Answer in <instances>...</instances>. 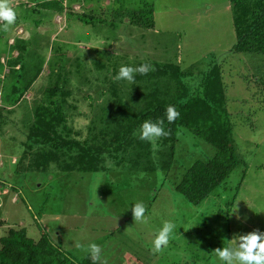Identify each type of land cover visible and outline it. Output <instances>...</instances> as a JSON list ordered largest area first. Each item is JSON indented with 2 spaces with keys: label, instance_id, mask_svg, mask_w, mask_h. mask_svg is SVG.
Masks as SVG:
<instances>
[{
  "label": "rangeland",
  "instance_id": "1",
  "mask_svg": "<svg viewBox=\"0 0 264 264\" xmlns=\"http://www.w3.org/2000/svg\"><path fill=\"white\" fill-rule=\"evenodd\" d=\"M12 1L16 17L29 15L30 8L19 6L20 0ZM65 6L73 14L44 16L38 28L28 22L1 31V76L6 72V42L20 35L42 46L39 51L45 62L50 58L51 64L58 61L56 75L63 60L79 58L85 62L86 74L71 75L69 89L82 112L99 103L94 99L98 90L107 89V84L93 80L95 71L124 90L133 85L115 80L122 66L163 65L179 59L182 70L193 74L216 61L222 64L233 144L243 164L198 207L190 205L174 187L194 162L212 158L215 149L185 129L178 132L168 172L140 174L112 168L65 173L54 166L46 172L24 171L18 163L20 143L30 127L32 106L56 78L55 74L41 76L20 105L0 114V235L9 228H23L36 240L43 230L76 262L91 258L83 248L95 243L101 247L99 264H218L215 249L235 244L237 235L264 232V67L252 66L250 55H242L241 62L232 56L236 33L230 0H65ZM83 11L100 20L101 26L85 24L76 16ZM149 15L152 31L144 26ZM104 23L113 27L102 26ZM61 30L66 37L63 42L72 46L68 45V58L58 59L53 51L60 43L56 36ZM98 61L102 67L97 69ZM67 70L77 72L71 63ZM2 84L4 90L10 88V77ZM123 95L129 100L131 93L123 91ZM83 121L78 118L75 123L82 126ZM136 203L146 207L145 222L133 219L131 209ZM166 221L176 228L169 244L154 253L152 242Z\"/></svg>",
  "mask_w": 264,
  "mask_h": 264
},
{
  "label": "trees",
  "instance_id": "2",
  "mask_svg": "<svg viewBox=\"0 0 264 264\" xmlns=\"http://www.w3.org/2000/svg\"><path fill=\"white\" fill-rule=\"evenodd\" d=\"M35 1L33 6L19 4L26 10L30 8V13L16 17L13 26L31 23L38 28L44 16L73 14L68 12L65 0ZM230 4L236 33L232 56L241 62L242 55H250L252 66L255 63L259 68L264 67V0H230ZM14 5L11 0V6ZM86 14L88 12L83 11L76 16L85 24L95 22L101 26L100 20L95 21L93 16ZM32 15L36 16L32 18ZM151 19L149 15L147 23L140 21L144 22L147 31L154 30ZM65 38L64 30L56 36L60 43L57 42L53 52L57 53L58 59L68 58L70 53L68 45H72L63 42ZM6 46V72L0 75V114L2 110L20 105L38 78L56 75L59 71L56 69L58 61L51 64L50 58L45 62L39 51L42 46L33 40L15 37L7 40ZM2 53L0 48V55ZM69 63L76 73L65 72ZM84 63L79 58L63 60L53 86L46 89L43 98L34 102L30 127L26 130L25 140L20 143L22 149L18 163L24 171L46 172L54 166L65 173H98L112 168L126 173L168 172L174 161L178 132L185 129L215 149L212 158L194 162L174 187V191L190 205L198 207L229 178L235 168L243 164L233 144L222 64L215 61L205 70L191 74V70H182L179 59L163 65L141 62L137 67L149 66L146 74L134 73L133 86L124 90L114 82L108 83L107 78L101 79L99 76L102 75L95 71L93 80L107 84V89L97 91L94 99L99 100L98 104L84 107L80 112L77 99H74L77 97H72L69 86L73 76L86 74L83 72ZM101 67L98 61L97 69ZM7 76L12 85L4 90L2 82ZM123 91L131 93L129 100L125 99ZM69 99H74V103H68ZM169 106L175 107L180 114L171 124L165 118ZM78 118L84 120L82 126L75 123ZM161 118H165L164 128L169 134L157 139L154 148L152 142L139 139V131L145 121L155 123ZM18 129L21 130L20 125ZM110 164L113 167H108ZM75 262L61 244L53 243L43 230L39 231L36 240L28 237L23 228H9L0 235V264H93L89 257Z\"/></svg>",
  "mask_w": 264,
  "mask_h": 264
},
{
  "label": "clouds",
  "instance_id": "3",
  "mask_svg": "<svg viewBox=\"0 0 264 264\" xmlns=\"http://www.w3.org/2000/svg\"><path fill=\"white\" fill-rule=\"evenodd\" d=\"M16 15V11L11 6V0H0V22H3L2 25H0V31H9L10 26L16 21ZM148 67L147 65H141L136 68L122 66L115 76V80L133 82L134 73L144 75ZM179 115V112L173 106H169L166 109L165 118L170 124L173 123ZM165 118H161L155 123L145 121L140 127L139 139L154 143L157 139L166 137L169 133L165 131L164 128ZM131 210L135 222H145L146 207L143 203L134 204ZM175 228L176 225L172 222L166 221L163 224V227L158 231L152 242V251L154 253L162 251V248L169 244L170 237ZM235 237V244L223 246V248H217L213 251L218 264H264V232L256 230ZM76 247L82 248L79 244H77ZM83 251L91 256L93 264L101 261V247L99 245L92 243L83 248ZM103 264H107V261H103Z\"/></svg>",
  "mask_w": 264,
  "mask_h": 264
},
{
  "label": "crops",
  "instance_id": "4",
  "mask_svg": "<svg viewBox=\"0 0 264 264\" xmlns=\"http://www.w3.org/2000/svg\"><path fill=\"white\" fill-rule=\"evenodd\" d=\"M20 2L24 4V3H27L28 0H27V1H26V0H24V1H23V0H20ZM20 2H17V3H20ZM35 2H36V1L34 0V1L29 2L28 4H29V6H33ZM14 3H15V1H14ZM64 4H65V3H64ZM57 15H58V14H57ZM41 25H42V24H41ZM42 28H44V27H42ZM19 31H21V29H18V30H17V32H19ZM22 31H23V30H22ZM23 32H25V31H23ZM18 34H19V33H18ZM20 34H21V33H20ZM21 37H23V39H27V35H26V36H21V35H20V38H21Z\"/></svg>",
  "mask_w": 264,
  "mask_h": 264
}]
</instances>
